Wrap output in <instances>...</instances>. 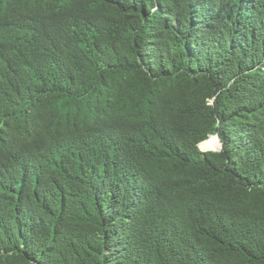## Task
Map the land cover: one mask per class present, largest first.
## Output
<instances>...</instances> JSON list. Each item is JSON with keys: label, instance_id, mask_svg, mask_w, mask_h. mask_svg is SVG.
Segmentation results:
<instances>
[{"label": "trees", "instance_id": "obj_1", "mask_svg": "<svg viewBox=\"0 0 264 264\" xmlns=\"http://www.w3.org/2000/svg\"><path fill=\"white\" fill-rule=\"evenodd\" d=\"M0 264H264V0H0Z\"/></svg>", "mask_w": 264, "mask_h": 264}, {"label": "clouds", "instance_id": "obj_2", "mask_svg": "<svg viewBox=\"0 0 264 264\" xmlns=\"http://www.w3.org/2000/svg\"><path fill=\"white\" fill-rule=\"evenodd\" d=\"M222 144L219 132H210L204 139L197 142L196 148L200 152L217 153L222 150Z\"/></svg>", "mask_w": 264, "mask_h": 264}, {"label": "water", "instance_id": "obj_3", "mask_svg": "<svg viewBox=\"0 0 264 264\" xmlns=\"http://www.w3.org/2000/svg\"><path fill=\"white\" fill-rule=\"evenodd\" d=\"M223 145V144H222ZM223 148V147H222Z\"/></svg>", "mask_w": 264, "mask_h": 264}]
</instances>
